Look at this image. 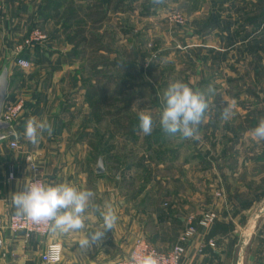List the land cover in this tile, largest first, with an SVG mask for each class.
Listing matches in <instances>:
<instances>
[{"label": "rangeland", "instance_id": "obj_1", "mask_svg": "<svg viewBox=\"0 0 264 264\" xmlns=\"http://www.w3.org/2000/svg\"><path fill=\"white\" fill-rule=\"evenodd\" d=\"M68 1H50L52 3L44 12L46 16L38 17L35 29L45 34L46 40L42 41L46 44L50 41L49 38L52 39L50 33L58 28L59 36L51 43L53 54L51 52L47 59L66 62L73 59L77 65L75 78L81 82L82 89L84 79L89 78L86 63L72 55L70 44L68 52L60 51V55L56 51L67 43L59 28L63 14L69 9ZM73 1L84 5L92 0ZM36 2L38 10L43 1H35L34 9ZM20 4L19 1L18 5ZM239 6L243 5L238 0H163L159 4L152 0H124L120 9L108 13L100 28V32H104V40H111L116 53L134 61L140 71L136 82L141 85L135 91L144 92V96L132 101L128 114L134 123L139 122L140 111H150L153 115V130L150 135H145L140 128L134 135L112 134L113 122L110 117L104 115L99 121L92 120L89 113L90 102L85 97L76 107L79 111L74 123L76 134L90 147V156L94 160L98 156L105 157L102 189L114 192L112 198L115 199L117 208L121 201L140 204L149 194L148 208L152 213H157V209L174 203L171 197L173 192L189 196L191 192L198 190L201 195L195 204L217 213L219 198L207 202L208 199L204 197L205 190H209L212 184L216 189V198L227 184L250 191L254 188L252 192L264 194V161L257 159V152H246L253 147L252 137L246 142L242 140L239 147H235L238 138L232 134L223 135L219 131L212 133L211 130L212 127L219 128L225 124L238 126L240 122L247 121V113L254 116L256 111H264V52L260 54V59L255 55L251 56L252 54L245 58L235 48L226 56L222 53L226 46L238 45L242 38L235 34L241 24L238 20L241 12L238 10ZM56 12L63 14L56 18ZM7 13L10 19L13 18L12 30H18L19 35L16 36L20 37L23 34L20 29L25 30V26L15 29L19 14H11L9 10ZM5 17L0 12V25L3 28L0 27V39L3 36L6 38L9 32L8 25L4 27ZM9 48L16 57L15 44L8 46L7 51ZM11 53L9 52V60L12 58ZM131 53L133 56L129 57ZM114 56L115 54H111V58ZM35 61L36 57L31 59L30 67ZM251 62L258 64L256 69L252 68ZM0 68L2 70V65ZM43 71L42 77H46L48 70ZM174 81H183L202 91L209 100V108L198 128L199 139H185L179 134L172 136L160 126L163 94ZM123 105L115 104L113 110ZM225 107L230 108L229 118L222 114ZM211 140H230L223 160V173L226 176L225 179L221 177L223 181L217 176L220 174L218 166L210 169L205 162L197 164V160L190 161V156L196 151L206 150L204 144ZM241 156H245L247 161H240ZM135 194L139 197L133 203L132 196ZM261 224L263 225L259 229L255 227L260 235L264 222Z\"/></svg>", "mask_w": 264, "mask_h": 264}, {"label": "crops", "instance_id": "obj_2", "mask_svg": "<svg viewBox=\"0 0 264 264\" xmlns=\"http://www.w3.org/2000/svg\"><path fill=\"white\" fill-rule=\"evenodd\" d=\"M35 1L37 0H7L5 3L0 0L1 15L6 16L4 27L8 25L9 28L6 38L3 36L0 39V63L2 62V69L4 66L8 68L9 87L6 101L21 97L25 103L20 118L10 130L4 132L5 137L0 139V216L6 223L10 215L17 213L11 203V196L13 192L21 190L32 176L27 160L31 156L45 183L68 182L78 189H90L95 193L93 204L103 207L105 203H110L118 219L112 230H108L98 242L90 243L86 248H81L79 241L94 233L103 222L99 214L91 209L86 214V227L80 231L63 233L51 229L45 236L32 234L24 240L5 227L0 231V238L3 240L0 264H40L41 252L52 241H58L63 246V259L60 264H116L128 254L138 236L145 237L163 252L169 251L176 244H182L184 252L181 255V264H238L242 243L244 253L241 264H258L263 260L264 243L257 229L263 225L261 223L264 222V214L256 222L257 229L249 233L246 231L252 216L264 206V194L252 192L254 188L250 191L227 184L216 198V189L213 184L209 186L210 189L205 190L204 197L208 199L207 202L219 198L217 219L209 228L197 225L196 234L183 242H180V236L185 228L190 222L196 224L200 214L207 208H200L195 204L201 195L198 190L191 192L189 196L173 192L171 197L174 203L157 209V213H152L148 208L149 194L140 204L121 201L117 208L115 199L112 198L114 192L102 189L103 174L96 172L97 161L101 156L97 160L90 156V147L80 140V135L76 134L77 128L74 127L75 119L79 115L76 107L85 97L84 89L80 88L81 82L75 78L77 65L73 59L69 62L47 59L54 51L51 50V43L59 36L58 28L53 29L50 33L52 39L49 38L50 41L46 44L43 41L26 43L39 22L37 2L34 9ZM238 3L243 6L238 9L241 11L238 15L241 24L235 34L242 38L238 45L226 46L222 53L226 56L235 48L245 58L252 54L251 56L255 55L260 59V54L264 52V0H238ZM8 10L11 14H19L15 29L25 26V30L20 29L23 31L20 37L16 36L18 30L11 28L13 18H9ZM0 27L2 28L1 25ZM15 39L17 42H14ZM13 44L16 57L10 48L11 51H7V47ZM57 49L61 55L60 51L68 52L70 45L64 43ZM9 52L12 56L10 60ZM19 53L22 55L19 56ZM35 57L36 61L30 68L25 69L16 64L17 58L31 61ZM250 65L256 69L258 64L251 62ZM43 70H48L46 77H42ZM247 116V121L240 122L238 126L225 124L223 127L210 129L212 133L219 131L223 135L232 134L238 138L235 147H239L242 140L246 142L251 139V131L264 119V111L258 110L254 116L247 113ZM30 117L46 118L52 124V135L45 132L38 143L29 142L24 136V129ZM230 140L208 141V144H204L206 150L194 152L190 161L197 160V164L205 162L210 169L218 166L220 174L216 173L217 176L225 179L223 160ZM11 141H16L17 147H11ZM246 152H257V159L264 161V141L254 140L253 147ZM244 157L241 156L240 161H247ZM136 195L132 196L133 203L138 201L139 196ZM210 240L214 241V246L208 244Z\"/></svg>", "mask_w": 264, "mask_h": 264}, {"label": "clouds", "instance_id": "obj_3", "mask_svg": "<svg viewBox=\"0 0 264 264\" xmlns=\"http://www.w3.org/2000/svg\"><path fill=\"white\" fill-rule=\"evenodd\" d=\"M152 2L159 4L163 0ZM162 103L159 123L167 134L199 139L198 128L209 108V100L202 91L183 81H174L165 90ZM222 114L229 118L230 108H223ZM138 119L142 132L150 135L153 130L152 113L140 111ZM45 132L49 136L53 133L52 124L46 118L30 117L26 121L24 136L29 142L38 143ZM251 137L257 142L264 141V119L251 131ZM94 196L92 190L78 189L68 182L49 184L31 180L21 190L12 193L11 203L19 215L26 216L35 224H47L51 229L63 233L83 230L89 209L98 213L103 222L94 233L79 241L81 248H86L90 243L98 242L108 230H112L118 219L110 203H105L103 207L93 204ZM130 264H160V261L155 251H149L139 257L132 256Z\"/></svg>", "mask_w": 264, "mask_h": 264}, {"label": "trees", "instance_id": "obj_4", "mask_svg": "<svg viewBox=\"0 0 264 264\" xmlns=\"http://www.w3.org/2000/svg\"><path fill=\"white\" fill-rule=\"evenodd\" d=\"M42 1L37 10L40 16L45 15V10L52 3V0ZM123 2L92 0L81 5L69 0V9L64 14L56 12L55 15L60 18L63 14L59 29H62L66 42L72 46V55L86 63L89 78L84 79L83 88L85 99L90 102L92 120L99 121L100 117L109 116L113 122L112 134L134 135L140 128V122L134 123L128 112L132 101L144 96V92L135 91L141 85L136 82L140 71L134 61L118 55L112 47V41H105L104 32H100L108 13L120 9ZM111 54L115 56L111 58ZM128 56H133V53ZM120 103L124 105L113 110L115 104Z\"/></svg>", "mask_w": 264, "mask_h": 264}, {"label": "built area", "instance_id": "obj_5", "mask_svg": "<svg viewBox=\"0 0 264 264\" xmlns=\"http://www.w3.org/2000/svg\"><path fill=\"white\" fill-rule=\"evenodd\" d=\"M46 36L40 30L34 29L29 38L26 40V43H33L42 41ZM16 64L22 68H29L31 62L24 58H17ZM24 99L21 97H17L13 101L4 102L1 119L10 123V129L13 127V124L16 120H18L24 110ZM9 129V130H10ZM5 137V134L2 138ZM11 147H17L16 141L10 142ZM29 162V167L32 171V176L29 178L28 182L33 180H40L44 182L38 167L34 164V161L31 156L27 157ZM31 160V161H30ZM12 177V173L9 174ZM45 183V182H44ZM217 219V213L214 210H205L200 214L196 224L190 222L188 226L185 228L183 233L180 236V242L186 241L192 238L197 232V225L203 228H209ZM5 227L9 228L13 233L17 234L19 237L24 240L28 239L30 235L37 234L40 236H45L49 234L51 228L47 224H35L31 220H29L26 216L19 215L18 213L12 214L8 217V219L3 220L0 216V231ZM261 238L264 243V226L261 231ZM3 244L2 238H0V247ZM210 246H214V241L210 240L208 242ZM155 251L158 254L160 264H181V255L184 252V248L182 244L174 245L169 251L163 252L158 250L155 246H153L145 237H137L128 254L119 259L116 264H130V258L132 256L139 257L146 252ZM63 259V246L58 241H52L48 243L44 250L40 254V264H60ZM258 264H264V259L261 260Z\"/></svg>", "mask_w": 264, "mask_h": 264}, {"label": "water", "instance_id": "obj_6", "mask_svg": "<svg viewBox=\"0 0 264 264\" xmlns=\"http://www.w3.org/2000/svg\"><path fill=\"white\" fill-rule=\"evenodd\" d=\"M9 87V79H8V68L4 66L0 71V139L3 137L4 132L10 129V123L1 119V113L3 109L4 102L7 98ZM104 164L103 159L100 157L97 161L96 172L98 174L104 173ZM264 214V206L259 208L257 212L252 216L249 226L247 227V232H252L256 227V222L260 215ZM244 253V243L241 245L240 253L238 256V264H241Z\"/></svg>", "mask_w": 264, "mask_h": 264}]
</instances>
